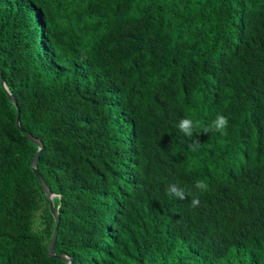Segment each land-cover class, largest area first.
Instances as JSON below:
<instances>
[{"label": "trees", "instance_id": "1", "mask_svg": "<svg viewBox=\"0 0 264 264\" xmlns=\"http://www.w3.org/2000/svg\"><path fill=\"white\" fill-rule=\"evenodd\" d=\"M51 201L73 264H264V0H0V264H70Z\"/></svg>", "mask_w": 264, "mask_h": 264}, {"label": "clouds", "instance_id": "2", "mask_svg": "<svg viewBox=\"0 0 264 264\" xmlns=\"http://www.w3.org/2000/svg\"><path fill=\"white\" fill-rule=\"evenodd\" d=\"M228 119L223 115L218 113L209 123L203 124L200 120L194 119L191 116L182 117L178 123L177 128L182 132L186 137H194V134L203 132L207 133H217L221 136H227L228 132ZM200 142L197 139H193L189 147L192 151H197L200 147ZM192 188L195 189V193H204L208 190V185L203 179L195 180ZM166 191L169 195L173 197L184 200L185 198L191 195L190 207L197 208L200 206L199 196L192 192V189H185L184 187L178 184H169L166 188Z\"/></svg>", "mask_w": 264, "mask_h": 264}, {"label": "water", "instance_id": "3", "mask_svg": "<svg viewBox=\"0 0 264 264\" xmlns=\"http://www.w3.org/2000/svg\"><path fill=\"white\" fill-rule=\"evenodd\" d=\"M1 80L2 82H4V79L2 78L1 76ZM4 84V83H3ZM11 100L13 102L14 99L10 96ZM16 123L18 126H20V111L18 110V113H17V118H16ZM24 134L30 139L32 140L33 142H36L37 144L40 145V149L38 151V153L36 154L33 162H32V168H33V171L35 172L36 176L38 177L39 181H40V184L42 185L43 189L45 190L46 192V195L49 196V197H53L52 193H51V189L49 188L48 184L46 183L45 179L43 178V176L40 174V172L37 170V162L39 160V156L42 152V150L44 149V146L41 144L40 141L36 140L30 133L28 132H24ZM51 210H52V213L54 214L55 218H56V221H57V226H56V229H55V233L53 235V238H52V241H51V244L49 246V254L51 257H56V258H59V259H62L64 261H69L70 264H73V260L72 258H69L67 256H64V255H57L55 253V246H56V243H57V239H58V224H59V215H58V212L55 210L54 208V204L53 202L51 201Z\"/></svg>", "mask_w": 264, "mask_h": 264}]
</instances>
